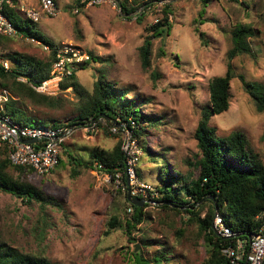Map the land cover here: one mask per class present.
<instances>
[{
  "label": "rangeland",
  "instance_id": "rangeland-1",
  "mask_svg": "<svg viewBox=\"0 0 264 264\" xmlns=\"http://www.w3.org/2000/svg\"><path fill=\"white\" fill-rule=\"evenodd\" d=\"M55 2V16L42 15L36 23L27 22L33 31L54 44H74L98 57L86 68L78 66L74 70L87 91H92L94 82L103 74L114 86L126 90L142 112L159 121L147 125L139 137L142 154L138 176L153 187L161 185L159 166L167 170L173 167L185 174L191 169L189 163L199 155L194 131L201 110L209 104L208 82L225 73L234 27L243 24L254 28L255 36L249 38L252 54L243 53L232 60L235 76L230 82L229 107L212 116L209 125L215 129V136L244 132L250 147L264 162V111L256 110L240 79L264 83V0H210L202 13L201 0H163L142 15V10L126 15L109 2ZM168 2L170 32L154 35L147 29L162 20V4ZM21 5L29 4L20 3L18 9ZM20 16L26 19L21 12ZM198 31L205 33L203 38ZM10 38L12 41L6 49L0 48V54L17 51L37 58L47 54L42 45L24 36ZM147 38L151 42L149 64L144 66L141 47ZM61 95L63 99L57 107L25 105L14 118L28 125L51 126V121L41 114L35 116L40 109L47 117L68 122L75 112L76 97L69 89ZM75 126L78 128L62 143L60 161L50 173L33 171L27 175L58 205L34 201L25 204L0 191V241L57 264H135L132 249L141 250L150 264H203L206 249L197 227L188 224L181 228L188 215L163 212L158 205L147 204L144 209L152 216L143 226L146 236L157 240L152 246L140 247L139 242L128 239L123 228L104 233L111 216L123 222L132 212L127 211L125 195L104 180L94 164L85 168L78 163L88 161L89 151L95 147L113 149L122 135L110 133L108 127L86 131L83 125ZM179 228L182 233L176 231ZM133 234L137 237L139 232ZM157 243L171 252L168 261H153L156 248L161 249Z\"/></svg>",
  "mask_w": 264,
  "mask_h": 264
},
{
  "label": "trees",
  "instance_id": "trees-1",
  "mask_svg": "<svg viewBox=\"0 0 264 264\" xmlns=\"http://www.w3.org/2000/svg\"><path fill=\"white\" fill-rule=\"evenodd\" d=\"M120 11L124 14H131L136 10L143 11L150 6L157 5L163 0H117ZM170 1V0H169ZM210 0H201L202 9ZM238 1V0H235ZM17 0H11V4L4 3L3 13L8 17L13 26L23 36L34 38L40 43L50 46L55 45L37 31H33L27 23L28 18L23 19L15 8ZM170 3L162 4L163 17L148 27V31L154 35H168L171 25L168 21L170 14ZM84 5V4H82ZM138 18V17H137ZM32 22V21H31ZM202 23V22H201ZM197 31V30H196ZM200 38L205 33L199 32ZM255 36V30L251 26L238 24L232 30V45L226 53V70L223 75L214 76L208 82L209 104L201 110L198 124L194 131V139L199 150V155L194 162L189 163L191 169L187 173H182L178 169H165L159 166L158 175L161 185L156 187L159 192L158 208L163 212L188 215V219L181 228L188 224L197 227V232L203 238L206 249V258L203 264H229L228 259L222 252V248L227 244V240L218 236L212 229V220L215 213H218L223 221L232 230L243 232L244 236L257 233L262 223L264 214V162L257 152H254L249 145L247 136L242 131H232L228 135L215 136V129L209 125L212 116L226 111L230 103V82L234 78L232 60L234 57L246 53L252 54L249 38ZM12 38L0 34V48L6 49ZM151 42L146 39L141 47L143 65L149 64L148 54L150 53ZM97 56L89 52V58L78 65L80 69L86 68L90 62H96ZM9 62L8 69L1 64L2 59ZM53 52H47L43 58H37L29 54L13 51L8 54H0V92L6 90L10 96L5 102V112L21 125H28L14 118L18 110H24L25 105L36 108L57 107L62 98V92L68 89L76 97L73 117L68 122H62L52 115L46 116V112L38 109L39 113L49 121L51 125L59 126L64 124L68 127L75 124H83L92 119L102 118L106 124L100 127H108L110 122L105 117H110L114 121L118 118L127 122L132 119L136 123L133 134L139 137L147 128V125L159 123L149 114L142 112L141 107L134 98L128 97L126 90L114 86L105 75L100 74L94 82L91 92L87 91L77 80L76 71L65 76L60 84L59 91L55 95H46L35 91L26 82H22L18 77L27 78L28 82L40 84L49 77ZM98 58V57H97ZM246 92L250 95L257 111H264V83L246 81L240 76ZM122 140L119 139L111 150L93 148L89 151L90 159L78 164L85 168L94 163L93 168L101 173L113 175L117 169H123V151L121 149ZM142 149V146H141ZM146 152V151H145ZM148 152V150H147ZM70 154V153H67ZM60 161V156L58 162ZM57 162V164H58ZM197 176L194 177V172ZM33 170L28 166L12 165L7 156L5 147H0V191L11 194L25 204L34 202L54 204L50 196H45L43 192L28 179ZM138 173V167H137ZM121 192V191H120ZM184 193V197L181 193ZM125 195V194H124ZM213 197L212 199L210 197ZM125 202L132 207V214L123 222L116 216H111L107 221V228L104 233H109L113 228H123L128 239L139 242L140 247L152 246L156 239L146 236L143 226L152 219L149 211L144 210L147 204L135 206L130 204L125 195ZM58 205V204H54ZM202 213L204 216L201 217ZM179 228L178 232L182 233ZM133 232H139L136 237ZM133 242V243H134ZM160 248H156L153 261L160 263L168 261L170 251L157 243ZM134 248V245L133 247ZM131 255L135 264H150V260L144 257L141 250ZM0 264H57L42 255L23 252L18 248L0 241Z\"/></svg>",
  "mask_w": 264,
  "mask_h": 264
},
{
  "label": "built area",
  "instance_id": "built-area-1",
  "mask_svg": "<svg viewBox=\"0 0 264 264\" xmlns=\"http://www.w3.org/2000/svg\"><path fill=\"white\" fill-rule=\"evenodd\" d=\"M81 2L87 5L108 2L112 3L114 7L119 5L117 0H81ZM4 3L11 4V0H0V34L6 37H22L23 34L17 31L3 13ZM18 12L36 23L42 15L55 16L58 13V6L55 0H36V6L21 5ZM27 39L42 45L47 52H53L54 58L49 77L40 84L28 82L27 78L23 76L18 79L28 83L35 91L46 95H55L59 91L61 80L77 69L80 62L89 58L85 51L74 44L60 43L50 46L40 43L34 38L28 37ZM1 64L5 69H8L9 62L6 59L3 58ZM9 96L10 94L6 90L0 92V147L6 148L8 159L12 165L28 166L40 175L49 174L58 162L62 143L78 127L75 125L68 127L64 124L59 126L21 125L5 112V102ZM115 123L109 124L108 130L112 134L120 132L122 135L121 149L124 166L123 169H117L113 175L101 173L103 179L112 183L123 194L129 193L133 198L142 199L143 204L159 206L161 202L155 201L159 197L158 189L142 181L137 173L142 151L137 136L132 131L136 128L135 121L129 119L124 122L117 118ZM102 124H106L105 120L98 118L80 125H83L86 131H94ZM26 140H33V142ZM94 165H98V163L96 162ZM127 211L132 212V207L129 206ZM212 229L218 236L228 241L223 246L222 252L229 264H264V214H262V223L258 232L249 236H244L243 232L232 230L218 213H215L213 217Z\"/></svg>",
  "mask_w": 264,
  "mask_h": 264
},
{
  "label": "water",
  "instance_id": "water-1",
  "mask_svg": "<svg viewBox=\"0 0 264 264\" xmlns=\"http://www.w3.org/2000/svg\"><path fill=\"white\" fill-rule=\"evenodd\" d=\"M118 7H119V9H120V5H118ZM126 15H129V14H126ZM105 118H106V120H108V121L110 122V124L115 123V121H114L112 118H110V117H108V116L105 117ZM115 124H117V123H115ZM75 125H76V124H75ZM117 125H118V124H117ZM26 141L33 142V140H26ZM210 198L212 199L213 197L211 196ZM126 199H127V201H128L130 204L135 205V206H142L143 203H144L142 199L133 198V197L130 196L129 193L126 194ZM135 247H137V246H135Z\"/></svg>",
  "mask_w": 264,
  "mask_h": 264
},
{
  "label": "crops",
  "instance_id": "crops-1",
  "mask_svg": "<svg viewBox=\"0 0 264 264\" xmlns=\"http://www.w3.org/2000/svg\"><path fill=\"white\" fill-rule=\"evenodd\" d=\"M26 1L27 4H29L28 6H36V0H17L16 4L20 5V3H24ZM15 5V8L18 11V6Z\"/></svg>",
  "mask_w": 264,
  "mask_h": 264
}]
</instances>
